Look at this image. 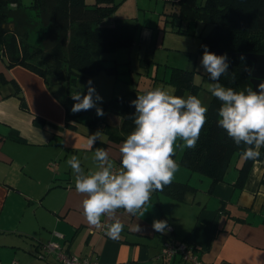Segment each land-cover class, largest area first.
<instances>
[{"label":"crops","instance_id":"obj_1","mask_svg":"<svg viewBox=\"0 0 264 264\" xmlns=\"http://www.w3.org/2000/svg\"><path fill=\"white\" fill-rule=\"evenodd\" d=\"M178 2L164 0L163 15L166 22L172 20L173 32L182 29V21L177 24L179 19L171 15ZM117 4L115 12L122 5ZM114 14L105 21L107 27L117 21L135 23L113 19ZM142 32L145 37L152 35L145 29ZM139 35L137 42L150 44L141 42ZM0 76L5 79L0 82V264H58L53 256L38 257L41 247L50 242L59 243L70 256L98 264H192L178 255L161 257L163 243L169 239L193 246L202 264H264V159L253 164L241 188L237 186L238 165L243 164V156L232 158L223 180L213 189L208 178L201 194L214 206L209 209L208 201L198 202L200 190L191 183L197 173L181 166L182 156L178 159L177 155L180 168L173 181L188 183L195 192L187 194L184 202L153 192L135 216L119 209L112 218L102 217L104 226L97 229L83 215L86 195L76 192L75 177L67 164L75 155L86 173L98 170L93 162L96 144L87 145L94 133L81 124L66 126L67 111L59 96L36 73L23 66L8 67L0 59ZM108 122L117 127L121 124L114 115ZM95 129L103 133L97 143L109 150L113 170L121 171L119 147L123 142L109 141L103 126ZM56 160L64 161L63 165L54 164ZM115 219L125 227L112 239L102 229ZM154 220H167L174 232L154 231ZM191 222L190 227L187 223ZM137 224L141 232L135 231Z\"/></svg>","mask_w":264,"mask_h":264},{"label":"trees","instance_id":"obj_2","mask_svg":"<svg viewBox=\"0 0 264 264\" xmlns=\"http://www.w3.org/2000/svg\"><path fill=\"white\" fill-rule=\"evenodd\" d=\"M118 6L116 0H34L30 6H24L21 0H0V59L8 67L23 66L36 73L49 87L60 84L69 91L80 78L94 82L101 71L113 73L115 70L104 66L106 55L130 48L137 40L139 29L135 23L117 21L112 27L105 25ZM173 6L177 11L171 15L179 21L214 25L209 34L200 35L197 54L203 55L202 45H207L210 51L224 50L228 54L231 73L228 77L222 76L219 82L235 91L253 90L251 76L246 71L253 68L252 63L233 54H264V0H179ZM31 14L47 29L41 46L33 51L23 45L34 26ZM175 32L188 33L179 28ZM195 73V69L172 70L169 82L175 87L174 95L196 96L199 87L194 82ZM0 82H5L2 76ZM135 99L133 95H125L104 102L99 105L104 110L103 117H98L95 109L74 114L67 107L66 126L75 128L81 124L93 129L103 126L109 141L124 142L135 128L131 118L135 108L130 107ZM220 106L221 102L211 97L200 137L194 148L184 149L180 159V165L191 173L210 178L212 189L223 180L232 158L242 156L244 148L237 147L218 126ZM111 115L121 120L120 126L108 122ZM104 147L103 143L95 145V149ZM260 152L255 160L244 158L238 168L240 188L253 164L264 159V148ZM174 159L177 161V154ZM193 192L195 189L190 184L174 181L162 191H155L179 202H184L187 194Z\"/></svg>","mask_w":264,"mask_h":264},{"label":"clouds","instance_id":"obj_3","mask_svg":"<svg viewBox=\"0 0 264 264\" xmlns=\"http://www.w3.org/2000/svg\"><path fill=\"white\" fill-rule=\"evenodd\" d=\"M202 48L200 69L211 81L207 90L221 102L217 124L237 147L244 146L243 158L255 160L264 148V87L256 91L226 88L219 81L231 73L228 54L217 55L207 45ZM240 59L243 61L244 57ZM246 71L252 76L253 69ZM174 91L158 87L130 102V107L135 108L131 116L135 128L119 147L121 171L113 170L109 150L105 148H96L93 154L98 169L94 172L86 173L75 155L67 161L75 177L76 192L86 195L83 215L89 225L97 229L103 227L102 217L112 218L119 209L135 216L149 202L153 192L162 191L173 182L180 168L174 159L176 151L195 147L208 112L207 105L197 96L185 98L174 95ZM71 99L76 102L71 109L74 114L95 109L98 117L105 115L98 106L103 103V97L92 80L87 82L86 94L77 92ZM102 134L98 130L90 135L88 147L100 142ZM124 227L115 219L107 226L105 235L116 239ZM152 228L166 235L168 221L154 220ZM135 231H142L139 224Z\"/></svg>","mask_w":264,"mask_h":264},{"label":"rangeland","instance_id":"obj_4","mask_svg":"<svg viewBox=\"0 0 264 264\" xmlns=\"http://www.w3.org/2000/svg\"><path fill=\"white\" fill-rule=\"evenodd\" d=\"M33 1L21 0L24 6H30ZM116 1L117 3H122V5L115 12L113 19L133 20L139 28L138 34L140 32V37L138 38L140 40L143 39L141 42L151 41L152 44L151 42L150 44H141L138 40L130 48H120L114 54L105 56L104 66L106 68L115 67V70L113 73L103 70L94 79V87L103 97V103L125 94L133 95L137 98L138 95L145 94L158 87L175 90V87L169 82L172 70L174 68L190 69L195 67L194 82L199 87L196 96L209 108L212 96L207 90V85L211 81L208 80L207 75L200 69L202 55L196 53L201 42L200 35L206 36L209 34L214 25L202 22L182 21L181 28L189 32L182 35L171 30L174 26L171 22L172 20H169V22L165 21L166 17L163 15L164 0ZM31 19L34 26L29 30V39L23 43V45L28 47L29 51H33L34 48L41 46L47 34V29L40 25L35 14H31ZM179 22L176 21L177 24ZM143 29L150 31L152 35L150 34L145 37V34L142 32ZM194 34L195 36H193ZM197 69H200V71H197ZM87 82V80L80 78L74 86H71L69 91H67L65 86L60 84H55L51 88L59 96L62 108L65 110L68 107L71 110L75 103L71 99V95L87 91ZM187 96L188 93L185 95V98ZM115 122L112 121V123ZM82 128L90 133L97 132L96 129L90 130V128H85V126H82ZM178 143L182 142L178 141ZM184 149H177L176 154L178 155V159L182 156ZM63 162L56 160L54 164L60 165L62 163L63 165ZM232 166H235V162ZM241 166L242 163L238 165V167ZM93 167L95 168L94 164ZM233 171L231 170V173ZM209 181L208 177L196 174L191 183L200 190L197 197L198 202L204 203L208 201V208L212 209L214 206L210 204L209 198L203 196V193L201 194V192L206 190ZM187 224L191 227L193 222H191V225Z\"/></svg>","mask_w":264,"mask_h":264},{"label":"built area","instance_id":"obj_5","mask_svg":"<svg viewBox=\"0 0 264 264\" xmlns=\"http://www.w3.org/2000/svg\"><path fill=\"white\" fill-rule=\"evenodd\" d=\"M106 229L103 228L102 232L105 233ZM173 228L169 226L168 233H173ZM61 237V236H60ZM42 252L39 254L40 260H46L48 257H55L58 264H98L90 259H80L75 256H70L63 251L62 246L56 242H50L41 247ZM180 256L183 261L191 262L192 264H202L198 257L197 251L193 246H190L184 242H178L176 240H167L163 243L161 250V257L172 258L174 256ZM10 264H21L18 261H13Z\"/></svg>","mask_w":264,"mask_h":264},{"label":"water","instance_id":"obj_6","mask_svg":"<svg viewBox=\"0 0 264 264\" xmlns=\"http://www.w3.org/2000/svg\"><path fill=\"white\" fill-rule=\"evenodd\" d=\"M217 55H223L226 52L224 50L211 51ZM234 56L241 58L244 57L245 60L249 61L253 65V74L251 76V84L253 90L256 91L261 87H264V54H254V53H240L233 54Z\"/></svg>","mask_w":264,"mask_h":264}]
</instances>
